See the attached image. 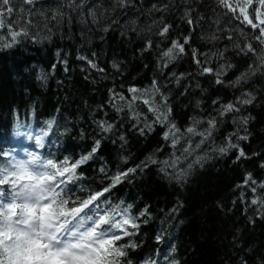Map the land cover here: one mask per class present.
Here are the masks:
<instances>
[{
    "label": "trees",
    "instance_id": "16d2710c",
    "mask_svg": "<svg viewBox=\"0 0 264 264\" xmlns=\"http://www.w3.org/2000/svg\"><path fill=\"white\" fill-rule=\"evenodd\" d=\"M52 1L37 0L33 5H25L22 0H15V11L8 19L20 21V24H13L14 30L29 27V36L18 38L20 42L11 48H0L1 130L17 121L40 122L44 124L40 128L49 133L46 122L54 121L52 133L62 137L63 150L74 159L90 152L99 139L101 146L93 159L78 169L81 185L86 189L81 198L108 187L117 172L140 166L105 196L111 204L131 205L133 216L147 210V215L137 220L140 227L132 238L138 247L127 249V258L132 264L159 248L173 251V260L178 264H264V217L257 211V206L250 205L253 198L250 189L237 187L246 173L260 180L264 172L259 164L264 162V74L251 77L236 88L227 83L217 85L214 75L198 74L192 54L195 49L213 56L212 63L204 65L206 67L219 69L222 64H232L223 79L234 81L236 69L244 72L248 60L254 59L251 54L240 53L236 45L252 43L259 49L260 45L252 38L256 33L245 27L242 35L240 28L244 26L232 19V13L220 7L217 0H131L124 11L127 27L116 26L114 30L111 26L106 32L103 28L109 24L108 18L120 8L113 0H87L81 12L69 16L64 0ZM93 5H98L95 9L98 18L104 15L98 25L93 24L88 15L89 7ZM153 5L160 10L154 9ZM139 6L143 7L140 11ZM21 8L25 11L21 12ZM37 11L44 13L39 19L35 14ZM57 11L63 13L58 17L60 24L51 18ZM186 12L188 17H185ZM188 18L196 23L190 26L186 22ZM27 20L32 21L31 26L25 23ZM161 20L163 23L154 25V21ZM163 24L171 25L166 37L159 36L165 48L172 40L182 42L185 36L190 37L186 52L172 62L175 75L183 74L174 89L169 85L175 80L173 74L168 75L170 82L161 80L158 71L162 69L157 68L155 62L153 49L160 43L154 37ZM0 33L10 40L6 29ZM213 35L218 39H211ZM45 36L50 38L44 39ZM146 38L152 39V52L142 51ZM197 42L206 47L199 48ZM218 53L223 56L213 55ZM79 56L94 60L104 71L90 68ZM113 63L119 68H113ZM153 79L168 96L171 120L181 132L193 126L192 118L202 121L196 125L198 131L207 128L208 118H217L212 138L187 159H183V148L189 144L194 146L201 137L189 139L185 135L173 148L171 139H163L166 129L158 124L153 130L146 129L143 135L140 134L145 121L151 123L154 120L142 102L138 101L136 108L141 113L139 124L125 106L126 101H115L123 106L120 112L113 107L110 89L128 98L129 87L148 88ZM243 91L253 92L254 102L244 106L240 113L219 116L216 109L222 103L213 105V100L222 102L234 93L240 96ZM12 107L14 111H10ZM10 112L13 118L8 120ZM239 116H251L252 119L247 125L249 139L239 141L249 158L236 161V149L226 155L210 149L227 143L226 138L237 131L238 126L233 120ZM99 121L113 124V130L102 132L98 128ZM56 122L65 129H57ZM239 134H244L242 129ZM205 153L210 158L202 161L203 166L194 165L187 177L179 182L160 171L162 164H151L149 159L162 162L182 157L177 165L179 170L187 169L196 156ZM143 162H147L148 167H143ZM101 169L104 178L99 175ZM167 171L175 175L173 169ZM250 218L254 222H250ZM145 220L147 223L143 222ZM158 235L162 236L160 241L156 239Z\"/></svg>",
    "mask_w": 264,
    "mask_h": 264
},
{
    "label": "snow or ice",
    "instance_id": "6c2138e0",
    "mask_svg": "<svg viewBox=\"0 0 264 264\" xmlns=\"http://www.w3.org/2000/svg\"><path fill=\"white\" fill-rule=\"evenodd\" d=\"M36 2L37 0H22L25 5H33ZM86 2L87 0H64L65 5L72 11L83 9ZM130 2L131 0H116L120 8H126ZM217 3L232 13L231 18L237 20L239 25L244 26L240 28L242 35L245 34V27L256 33L252 38L258 42L260 48L257 49L252 43L236 45L240 53L246 56L251 54L254 59L253 63L249 64L248 68L240 73L234 81L226 82L223 79L227 70L233 67L232 64H222L219 69L206 67L204 65L209 61L207 58L201 61L195 49L192 53L193 60L198 67V74L214 75L217 85L227 83L228 86L236 88L238 85L247 83L251 77L264 74V0H217ZM97 7L98 5H93L89 7L88 11L92 23L96 25L99 20L95 10ZM15 8V0H0V30L6 29L7 36L10 37V40H6L5 35L0 33V48H11L20 42L18 38L29 36V27L22 26L19 30H14L13 24H20V21L14 20V18L8 19L13 16ZM153 8L160 10L156 5H153ZM20 11L23 12L25 9L21 8ZM62 16L63 13L57 11L51 18L60 24L61 19L58 17ZM185 17H188L187 12ZM186 22L190 26L196 23L191 18H188ZM25 23L31 26L32 21L27 20ZM111 23H116V21L112 20ZM111 23L106 25L103 31H108ZM153 23L155 25L163 22L161 20ZM170 29L171 25L163 24L157 34L160 37H166ZM49 38L44 37V39ZM189 39V36H185L182 42L179 39L172 40L170 46L160 53L158 61L160 65L168 67L179 56H182L186 52ZM211 39L215 40L218 37L213 35ZM152 47L153 43L148 39L142 51H148ZM213 55L222 57L223 53ZM78 58L87 61L90 68L99 72L104 71L98 67L94 60L86 56ZM53 67L55 68V65ZM112 67L118 69L119 65L113 63ZM182 76L183 74L181 76L173 74L177 83L180 82ZM109 91L116 111L120 112L123 106L116 104L115 101H126L125 106L132 111V118L137 121V124H139L141 116V113L136 111L137 102H142L147 106V110L152 114L154 120L151 123L145 121L144 127L140 128L141 135L145 133L146 129L151 131L153 126L158 124L166 129L163 132V139L165 141L171 139L173 148L181 142L185 135L189 139L193 136L201 137L194 146L189 144L183 148V159L192 156L196 149L207 143L217 127V118L212 116L206 121L207 128L204 131H198L196 125L202 121L192 118L193 126H189L185 132H181L171 120L172 108L168 103V96L161 91V86L156 79L152 80L151 86L148 88L129 87L130 97L128 98L111 89ZM255 98L253 92L243 91L240 96L235 98L234 102L220 104L216 111L221 117L230 113H240L243 107L252 104ZM199 103L197 101V106ZM212 103L217 105L220 102L217 99ZM251 119V116L234 117L233 122L238 126L237 131L226 138L227 143L224 146L210 150L226 155L231 149H236V161L248 159L249 157L240 146L239 141L249 139L247 125ZM46 123L51 129L54 121L50 120ZM136 126L133 125V127ZM113 127L114 125L107 121L98 122V128L104 133L111 132ZM241 129L244 132L243 135L239 134ZM44 135L47 133L45 132ZM120 139L123 140L124 137L121 136ZM36 141L37 146H43L40 137H37ZM100 146V140L97 139L87 154H82L78 159L65 156L62 160L42 159L40 155L33 153H29L27 159H16L15 157L9 159L10 153L0 152V158L5 160L0 163V264H132V261L127 258L129 256L127 249L134 250L138 245L134 242L121 245L118 242L125 237L136 235L135 230L140 227L137 220L146 216L147 210L141 211L138 216H133L130 213L131 205L122 206L121 203L112 206L110 210L101 211L100 203L105 193L122 183L130 174L135 173L140 166L117 172L111 177L108 187L89 193L85 198L68 196V193L71 192L68 186L81 179L78 169L93 159ZM253 155L258 154L253 153ZM181 158L175 157L162 162L149 159L151 164H162L160 171L179 182L187 177L194 165L199 164L202 167V161L210 157L207 156V153L204 156H196L188 164L187 169L177 170ZM260 166L264 168V163ZM143 167H148V163L143 162ZM169 168L175 171L174 176L167 171ZM237 187L250 189L253 193L250 205L257 206V211L264 217V181H257L251 173H246L243 182ZM81 190L84 189L81 188ZM143 222L147 223V220ZM250 222L254 221H251L250 218ZM161 238V235L156 237L157 241H160ZM143 264H157V262L145 259ZM173 264H178V262H173Z\"/></svg>",
    "mask_w": 264,
    "mask_h": 264
},
{
    "label": "bare ground",
    "instance_id": "6f19581e",
    "mask_svg": "<svg viewBox=\"0 0 264 264\" xmlns=\"http://www.w3.org/2000/svg\"><path fill=\"white\" fill-rule=\"evenodd\" d=\"M39 1H45V3H52L53 1L52 0H39ZM101 1V0H100ZM159 1V0H158ZM207 1H210V0H206V2ZM113 2L114 3H116V0H113ZM141 2V1H140ZM163 2V1H162ZM103 3V2H102ZM104 4H106V3H104ZM141 4H142V2H141ZM111 5V3L108 5V7ZM132 5V4H131ZM143 5V4H142ZM41 8H42V5H41ZM142 8L143 7H141V6H139V8H138V11H140V10H142ZM64 10H65V8H64ZM117 11H116V13L114 14V15H112L111 16V18H108V22L109 23H111V21L112 20H115L116 21V23H111V26L114 28V30L116 29V26H119V27H121V26H124V27H127V23H126V21H124V20H126V14H124V11H125V8H119V9H116ZM65 11H67V13H68V16L69 15H74V14H76V13H78V12H81L82 10H80V9H77L76 11H72V10H70L68 7H66V10ZM115 12V11H114ZM36 14V17L39 19V18H41L42 16H43V14L44 13H40V12H36L35 13ZM105 15H106V12H105ZM101 17H99V19L101 20V19H103V14L102 15H100ZM123 22H124V24H123ZM159 29L160 28H158V31H159ZM193 31V30H192ZM154 38H158V40H159V43H160V45H156L155 47H154V53H155V55H156V66H157V68H160L161 67V69L162 70H159L158 71V76H159V78H161V80H164V81H168L169 80V82H170V80L171 79H169V77H168V75L169 74H175L174 72H175V70H173V65H172V63L171 64H169L168 65V67H162L161 65H160V63L158 62L159 61V57H160V53H161V51L162 50H165L166 48L164 47V45H163V42L160 40V37H159V35L157 34L156 35V37H154ZM147 40H148V38H146ZM155 39V40H156ZM146 40V41H147ZM151 41H152V39H150ZM154 40V41H155ZM196 45H198L199 46V48H201V49H204L206 46H205V44H202V43H200V42H197L196 43ZM196 45H195V47H196ZM196 48H198V47H196ZM148 51H151L152 52V48L151 49H149ZM197 54H198V56H199V58H200V60L201 61H204L205 60V58H207V60L209 61L208 63H206L205 65H208V64H211L212 63V60H213V56L212 57H210V56H208V55H206V54H204V53H201V52H199V50H198V52H197ZM251 63H253V61L252 60H248V62H247V65H249V64H251ZM235 73H237L236 74V76H238V74L239 73H241V71L239 70V68H237L236 69V71H235ZM179 75V74H178ZM236 79V78H235ZM176 80V79H175ZM175 80H173V81H171L170 83H169V85L170 86H172L173 87V89L177 86V82L175 81ZM228 85V84H227ZM237 97V94L236 93H234V95L231 97V98H228V99H226V100H224V99H222V102H220V103H222V104H227L228 102H234L235 100H233V98L235 99ZM174 98V97H173ZM172 98V99H173ZM172 101V100H171ZM243 109H244V107H243ZM242 109V110H243ZM10 111H14V108L12 107L11 108V110ZM13 118V114L10 112L9 113V115H8V117H7V119L8 120H10V119H12ZM56 126L58 127L57 129H59V130H63V129H65L63 126H62V124L61 123H59V122H56ZM0 130H1V128H0ZM242 133H243V130H242ZM249 135V134H248ZM262 163H264V162H259V164H262ZM262 169H264V168H262ZM264 179V172L262 173V175H261V177H260V180H257V181H262ZM246 190L248 189V188H245ZM258 191H261V190H258ZM252 193V192H251ZM251 197H253V195H251Z\"/></svg>",
    "mask_w": 264,
    "mask_h": 264
},
{
    "label": "rangeland",
    "instance_id": "374dc122",
    "mask_svg": "<svg viewBox=\"0 0 264 264\" xmlns=\"http://www.w3.org/2000/svg\"><path fill=\"white\" fill-rule=\"evenodd\" d=\"M34 126H37V125H34Z\"/></svg>",
    "mask_w": 264,
    "mask_h": 264
}]
</instances>
